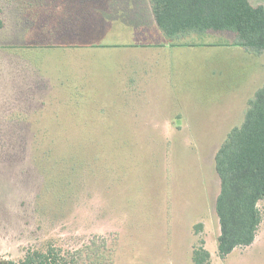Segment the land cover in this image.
Returning a JSON list of instances; mask_svg holds the SVG:
<instances>
[{"label":"rangeland","instance_id":"1","mask_svg":"<svg viewBox=\"0 0 264 264\" xmlns=\"http://www.w3.org/2000/svg\"><path fill=\"white\" fill-rule=\"evenodd\" d=\"M94 28L108 44H53L54 30L34 44L38 28L7 35L0 23V264L51 247L78 264H193L200 246L210 264H264V200L257 242L225 260L215 210V155L243 111L233 122L226 107L264 79L254 54L234 46L223 61L216 46L174 45L157 65L150 50L110 44L132 38L124 22ZM32 65L55 89L45 108H28Z\"/></svg>","mask_w":264,"mask_h":264},{"label":"trees","instance_id":"2","mask_svg":"<svg viewBox=\"0 0 264 264\" xmlns=\"http://www.w3.org/2000/svg\"><path fill=\"white\" fill-rule=\"evenodd\" d=\"M158 28L168 38L195 33H229L233 46L254 55L264 52V6L250 0H150ZM220 192L215 210L220 224L218 252L225 259L256 239L264 200V85L253 99L241 126L228 134L215 155ZM204 246L195 248L193 264H210ZM78 253L27 250L18 264H78Z\"/></svg>","mask_w":264,"mask_h":264},{"label":"crops","instance_id":"3","mask_svg":"<svg viewBox=\"0 0 264 264\" xmlns=\"http://www.w3.org/2000/svg\"><path fill=\"white\" fill-rule=\"evenodd\" d=\"M259 5L262 4L257 3L253 6ZM112 20L124 22V28L128 29V31L131 32L130 37L132 38L128 37V41L120 38L121 40H117L115 43L110 44L120 45L125 47V49H130L133 51L150 50V53L152 54V61H157V65L160 64V60L162 59L169 60V56H167V50L174 45L177 46L190 44L199 46L201 48H212L216 46V56L219 60L223 61L225 60V56L233 55V50L236 49L233 45H231L233 43L234 37L229 33H218L217 35L215 33L207 34V36H205L206 38H208L207 42L199 40L201 35H194L193 37H191L190 34L187 35L188 37H166L156 24L150 0H0V23H6L7 28L9 27L10 30L12 29L10 31L11 33H7V35H10L12 33L14 34L15 30L18 29L23 31V33L27 35L28 29L38 28L37 30H39L38 32L39 34H41L37 41H33L34 44H39L42 42V40L52 39L50 37L53 34L52 30H54V42H51L53 44L56 43L57 45L62 46H94L108 44V42H106L105 40L98 39L95 36L97 32L94 30V27L97 21L103 24V22L107 23ZM77 24H83V26H77ZM90 29L92 32L90 31ZM65 30H70L71 32L73 31V33L77 30L78 35H83V37L81 38L82 40H80V37H78V35L74 40H70L69 35L67 37H64L63 35H61V31L65 32ZM193 34L195 33H192V35ZM212 34H215V36H213ZM118 35L122 34L120 33ZM64 38L67 40H65ZM16 40L18 41L9 43L14 46L27 45L28 47L34 45L31 41L27 42V40L18 38H16ZM162 51H164L166 54H163L164 58H162L160 55ZM252 56H254V58L256 59L255 63L252 65V68L256 66V68L262 69L263 72L264 52L259 56ZM249 58L252 59V57ZM223 68L224 65L222 66L221 70H223ZM252 73L254 74V71ZM42 74L43 73L40 67L32 65L28 74L24 75L23 80H25L28 84L26 88L27 91L30 92V100L27 99V96L29 95H24V98L28 100V106L32 101H34L33 103H36V105L32 106L33 109L47 107L44 103L49 100V96L51 95L49 93L54 92L55 90H46L45 85L46 83H48V80H44ZM256 80H258V83L256 86L253 85L252 89L250 88V92H248V90L245 92H241L240 94H235L230 99L231 104L226 107L227 109L231 110L228 115L231 116V118L235 119L233 122L236 121L237 114L240 113L241 110H243L241 112V118H239V126H241L244 122L242 121V119L243 116L245 119V114L249 107V101L253 99L254 94L264 85V79H262L261 81L260 76L257 79L255 74L254 81ZM39 81H41V83H39ZM43 81H45V83H43ZM75 91L80 90L75 89ZM21 93L22 91H20V94ZM230 96L231 95H228L227 99H229ZM37 103H39V105ZM230 106L232 108H229ZM28 108H31V105ZM238 110H240V112H238ZM233 128L235 127H231V130ZM229 132L231 131H227V136ZM256 242L257 236L254 243ZM245 248L247 249L248 247ZM238 249L239 247L234 249V251H238Z\"/></svg>","mask_w":264,"mask_h":264}]
</instances>
